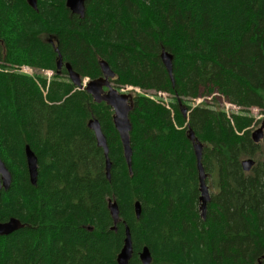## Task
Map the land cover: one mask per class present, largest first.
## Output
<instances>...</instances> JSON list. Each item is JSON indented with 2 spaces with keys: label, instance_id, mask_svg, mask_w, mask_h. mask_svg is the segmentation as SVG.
<instances>
[{
  "label": "trees",
  "instance_id": "obj_1",
  "mask_svg": "<svg viewBox=\"0 0 264 264\" xmlns=\"http://www.w3.org/2000/svg\"><path fill=\"white\" fill-rule=\"evenodd\" d=\"M162 48L173 56L172 77ZM59 57L82 79L99 77L103 59L115 87L139 88L130 92L131 174L111 108L74 86ZM23 64L54 75L18 72ZM213 92L239 113L187 104ZM252 107L264 114V0H85L81 18L65 0H36V8L0 0V158L12 176L0 191V221L24 224L0 236V264H117L125 225L128 264H142L145 245L149 264H256L264 253V129L254 142ZM91 118L106 138L110 179ZM190 131L202 144L210 193L204 219ZM26 145L37 157L36 185ZM245 158L254 160L249 171ZM109 198L119 208L116 230Z\"/></svg>",
  "mask_w": 264,
  "mask_h": 264
},
{
  "label": "water",
  "instance_id": "obj_2",
  "mask_svg": "<svg viewBox=\"0 0 264 264\" xmlns=\"http://www.w3.org/2000/svg\"><path fill=\"white\" fill-rule=\"evenodd\" d=\"M28 4L32 8H36V0H27ZM65 6L70 10L71 13L79 15L80 18L84 15L85 0H65ZM52 42V39H49ZM160 59L165 66L167 72L172 77V54L161 49L159 54ZM62 59L59 57L57 66H61ZM101 75L94 79L82 80L79 73L71 68L69 63H65L69 79L71 83L77 88L84 89L87 93L92 96L95 102H105L112 110V122L119 135L120 142L123 149V156L127 164L129 173L131 174V154L132 149L130 145V131L132 128L131 121L129 119V113L132 109V94L130 92H124L114 86L111 79L114 78V72L105 60L99 62ZM104 87L106 89H104ZM183 113L186 115L187 110L183 107ZM88 127L94 132L96 144L103 150L105 159V173L107 179H110L111 160L108 156V146L105 135L103 134L100 124L97 119L91 118L87 122ZM264 121L251 132V138L254 142H259L263 137ZM188 138L192 142L193 151L196 160V167L198 171L199 181V210L202 218H205L206 206L210 200L209 187L206 183V174L204 173L201 158H202V144L198 139L194 138L193 133L190 131ZM25 160L27 171L29 175V181L32 185H36L37 181V157L28 145L24 148ZM254 160L252 158H245L241 161V165L244 171H249ZM11 173L0 158V191L1 189L7 190L11 183ZM107 208L112 219L111 230L117 229V223L120 220L119 208L117 202L112 198L107 200ZM134 211L137 218L140 216L141 204L139 200L134 202ZM23 223L15 218L10 217L6 220L0 221V236L8 235L13 231L23 227ZM133 246L132 238L129 227L124 226V238L123 243L116 255L117 264H128L129 259L132 256ZM139 259L142 264H149L152 260L151 252L145 245L138 253ZM264 259V253L258 259L256 264H261V260Z\"/></svg>",
  "mask_w": 264,
  "mask_h": 264
},
{
  "label": "rangeland",
  "instance_id": "obj_3",
  "mask_svg": "<svg viewBox=\"0 0 264 264\" xmlns=\"http://www.w3.org/2000/svg\"><path fill=\"white\" fill-rule=\"evenodd\" d=\"M26 66L29 67V70L26 68ZM16 70L21 73H26V74L30 73L31 76H34V77H41V78H47V79H51L50 77H52L50 73L43 72L42 70H39V69H33L30 66L25 65V64L19 66L18 68H16ZM86 80L87 79H85L84 81ZM133 89L138 90L137 88H132L128 86L122 88L121 90L124 92H131ZM160 99L165 102H168L169 95L165 93V95H162ZM187 104H189L190 106H195L197 104H208V105H211L213 107H216V108H219L225 111L229 115L233 113H239V109H240L239 107L227 102L226 99L217 92H213L210 95H207V94L202 95L200 97L190 100L189 102H187ZM249 112H250L249 114L252 115L255 119L254 124L250 128V133H251L253 130H255L260 125L259 121L264 119V114L259 112V109L256 107H252Z\"/></svg>",
  "mask_w": 264,
  "mask_h": 264
},
{
  "label": "built area",
  "instance_id": "obj_4",
  "mask_svg": "<svg viewBox=\"0 0 264 264\" xmlns=\"http://www.w3.org/2000/svg\"><path fill=\"white\" fill-rule=\"evenodd\" d=\"M26 68L29 70V67H27L26 66ZM43 72H47V73H50L51 74V71H49V70H42ZM29 75H31L30 73H28ZM85 80V79H84ZM127 87V86H126ZM128 87H132V86H128ZM132 88H134V87H132ZM138 90H136V91H140L139 90V88H137ZM135 90V89H134ZM162 95H165V93L164 92H158L157 93V95H154L153 93H148V96H150V97H152V98H157V99H160L161 98V96ZM165 102V101H164ZM165 103H167V102H165ZM227 115H229V114H227Z\"/></svg>",
  "mask_w": 264,
  "mask_h": 264
},
{
  "label": "flooded vegetation",
  "instance_id": "obj_5",
  "mask_svg": "<svg viewBox=\"0 0 264 264\" xmlns=\"http://www.w3.org/2000/svg\"><path fill=\"white\" fill-rule=\"evenodd\" d=\"M48 41H49V39H48ZM50 42V41H49ZM52 43V42H51ZM57 61H58V59H57ZM57 61H56V66H57ZM62 63H61V66L60 67H58L57 66V68H58V70H61L62 68H65V63H67V62H64L63 60L61 61ZM66 69V68H65ZM67 71V70H66ZM78 73V72H77ZM53 75H54V71H51V76L53 77ZM80 75V74H79ZM52 77H50V78H52ZM67 77H68V80L70 81V79H69V76H68V73H67ZM81 77V76H80ZM82 79V78H81ZM89 78H87V80H88ZM83 80V79H82ZM71 82V81H70ZM112 82V81H111ZM104 89H106L105 87H104Z\"/></svg>",
  "mask_w": 264,
  "mask_h": 264
},
{
  "label": "bare ground",
  "instance_id": "obj_6",
  "mask_svg": "<svg viewBox=\"0 0 264 264\" xmlns=\"http://www.w3.org/2000/svg\"><path fill=\"white\" fill-rule=\"evenodd\" d=\"M84 12H85V10H84ZM79 16V15H78ZM84 16V15H83ZM80 17V16H79Z\"/></svg>",
  "mask_w": 264,
  "mask_h": 264
}]
</instances>
